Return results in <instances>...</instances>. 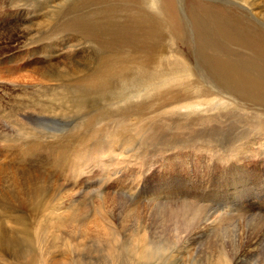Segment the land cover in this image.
<instances>
[{"label": "rangeland", "instance_id": "obj_1", "mask_svg": "<svg viewBox=\"0 0 264 264\" xmlns=\"http://www.w3.org/2000/svg\"><path fill=\"white\" fill-rule=\"evenodd\" d=\"M155 1L0 0V264H264V0Z\"/></svg>", "mask_w": 264, "mask_h": 264}, {"label": "bare ground", "instance_id": "obj_2", "mask_svg": "<svg viewBox=\"0 0 264 264\" xmlns=\"http://www.w3.org/2000/svg\"><path fill=\"white\" fill-rule=\"evenodd\" d=\"M76 1V0H75ZM78 1V0H77ZM150 4L152 5V6H158V7H162V5L160 4V3H158V2H156L155 0H150ZM86 7V6H85ZM79 8V7H78ZM162 9V8H161ZM77 15V14H76ZM76 15H75V17H76ZM264 15V14H263ZM86 16H88V15H86ZM260 16H261V14H260ZM85 17V16H84ZM100 17V16H99ZM201 18V17H200ZM264 19V18H263ZM81 20V19H80ZM40 22V21H39ZM84 24V23H83ZM40 25V24H39ZM89 25V24H88ZM28 26V25H27ZM38 26V25H37ZM84 28H86V27H84ZM18 31H20V30H18ZM38 32V31H37ZM36 32V33H37ZM85 32V31H84ZM12 33V32H11ZM21 33V32H20ZM41 33V32H40ZM32 34V33H31ZM13 35V34H12ZM32 36H34V35H32ZM83 36V35H82ZM87 37H90V36H88V34H87ZM92 37H95V36H92ZM14 38V37H13ZM7 39V38H6ZM31 39H32V37H31ZM91 40V37H90V39H89V41ZM123 41V40H122ZM91 42H92V40H91ZM90 43V42H89ZM78 44V43H77ZM82 45V44H81ZM89 51V50H88ZM76 53V52H75ZM133 53V52H132ZM116 54V53H115ZM88 56V55H87ZM86 59V58H85ZM115 62V61H114ZM90 63V62H89ZM116 63V62H115ZM223 63V62H222ZM221 63V64H222ZM117 64V63H116ZM220 64V63H219ZM114 65V64H113ZM225 65V64H224ZM89 66V65H88ZM139 68V67H138ZM140 68H142V67H140ZM235 68H234V66H233V64L231 63H228V64H226L225 66H224V68H222V67H214L213 68V73L215 74V73H217V74H219V76H222V77H225V76H230L231 74H232V72L234 71H237V70H234ZM139 71H140V69H139ZM142 71H144V70H142ZM32 73V72H31ZM109 73V72H108ZM216 75V74H215ZM237 75V74H236ZM104 76H106V75H104ZM139 77V76H138ZM91 78V77H90ZM96 79V78H95ZM102 79V78H101ZM107 79H105V81H106ZM263 80V79H262ZM91 81V80H90ZM92 81H93V79H92ZM95 81V80H94ZM93 81V82H94ZM233 81H235L240 87H242L243 85H257L258 87H260V88H262V89H264V82L263 81H261L260 79H258V78H256V77H251V76H247V75H245L244 73L243 74H240V75H238ZM96 82H97V79H96ZM148 82V81H147ZM228 82V81H227ZM146 83V82H145ZM235 83V84H236ZM102 84V83H101ZM104 84V83H103ZM215 84V83H214ZM96 85V84H95ZM159 85V84H158ZM213 85V84H212ZM222 85V84H221ZM104 86H105V84H104ZM223 86V85H222ZM99 87V86H98ZM212 87V86H211ZM225 89H227V88H225ZM241 89V88H240ZM237 86H235V85H232V91L230 92V93H232V94H234V93H237V94H239L240 96H243V94L242 93H240V90ZM221 91V90H220ZM226 91V90H225ZM221 93V92H220ZM247 94H252V93H247ZM235 95V94H234ZM217 96V95H216ZM213 100V99H212ZM262 108V107H261ZM27 125V124H26ZM25 125V126H26ZM21 129H22V127H21ZM256 154V153H255ZM11 176V175H10ZM9 176V177H10ZM26 177V176H25ZM14 181V180H13ZM30 181H31V179H30ZM29 182V181H28ZM35 183V182H34ZM40 183V182H39ZM28 185V184H27ZM32 187V186H31ZM36 187V186H35ZM43 187V186H42ZM66 187V186H65ZM41 188V187H40ZM30 190V189H29ZM33 190H35L34 189V187H33ZM80 191V190H79ZM41 194V193H40ZM42 195V194H41ZM34 196V195H33ZM16 198V197H15ZM155 198V197H154ZM37 199V198H36ZM33 202V201H32ZM30 203V202H29ZM90 203V202H89ZM193 203V202H192ZM32 204V203H31ZM45 204V203H44ZM195 204V203H194ZM184 205V204H183ZM186 205V204H185ZM184 205V206H185ZM190 205V204H189ZM188 205V206H189ZM200 205V204H199ZM194 206V205H193ZM203 206V205H202ZM137 208V207H136ZM167 208V207H166ZM209 207H207V209H208ZM134 210H135V208H134ZM138 210V209H137ZM167 210V209H166ZM171 211V210H170ZM80 212V211H79ZM135 212H136V210H135ZM172 212V211H171ZM175 212H177V211H175ZM174 212V214H172V215H174L173 217L175 218L176 216L177 217H180L181 216V218L183 219V218H186V217H188L189 216V213H192V212H196V211H193V208L192 207H185L184 208V210L182 211H179V212H177V213H175ZM136 214V213H135ZM140 214V213H139ZM138 214V215H139ZM209 214V213H208ZM217 214H218V212H217ZM221 214V213H220ZM66 216H68V214H65ZM137 214L135 215V216H138ZM164 215V214H163ZM176 215V216H175ZM199 215V214H198ZM200 215H203V214H200ZM219 215V214H218ZM131 216V215H130ZM210 216V215H209ZM208 216V217H209ZM64 217V216H63ZM139 217V216H138ZM176 217V218H177ZM65 218V217H64ZM68 218V217H67ZM137 218V217H136ZM135 218V220H137ZM175 218V219H176ZM193 218L195 219V216H193ZM71 219V218H70ZM132 219V218H131ZM142 219V218H141ZM172 219V218H171ZM170 219V220H171ZM192 219V218H191ZM207 219V218H206ZM56 220H58V219H56ZM65 220V219H64ZM133 220V219H132ZM139 220V219H138ZM161 220V219H160ZM196 220H198L197 218H196ZM59 221V220H58ZM62 221V220H61ZM69 221H72V220H69ZM257 221V220H256ZM140 222V221H139ZM171 222H174L173 220L171 221ZM197 222V221H196ZM195 222V223H196ZM211 222V221H210ZM218 222H219V220H218ZM70 223V222H69ZM182 223V222H181ZM199 223V222H198ZM138 225H139V223H137ZM177 224V223H176ZM257 224V223H256ZM188 225V224H187ZM179 226H181V224L179 225ZM179 226H177V229H179ZM184 226V225H183ZM186 226V225H185ZM192 226V225H191ZM199 226V225H198ZM207 227H208V225H206ZM12 227V226H11ZM147 228V227H146ZM214 228V227H213ZM221 228V227H220ZM176 229V230H177ZM207 229V228H206ZM257 229V228H256ZM208 230V229H207ZM213 230H215V229H213ZM228 230V229H227ZM263 230V229H262ZM138 231H139V229H138ZM141 231V230H140ZM143 231V230H142ZM210 231V230H209ZM178 232V231H177ZM218 232V231H217ZM233 232V231H232ZM143 233V232H142ZM144 234H146V232L144 233ZM178 234H179V232H178ZM215 234V233H214ZM147 235V234H146ZM138 236V235H137ZM139 237V240H140V236H138ZM146 237V236H145ZM148 237V236H147ZM117 238V237H116ZM115 238V239H116ZM177 238V237H176ZM112 240V239H111ZM158 240V239H157ZM179 240V239H178ZM146 241V240H145ZM176 241H177V239H176ZM200 241V240H199ZM140 242V241H139ZM162 242V241H161ZM11 244H12V246L11 247H15V249L14 250H16V252H18L16 255H17V258H19V256H20V258H22L21 260V263L20 264H55L54 263V257H56L57 255H56V253H54V252H46V250H42L41 251V255H42V257L41 256H39L37 253H35V254H33L32 252H34L33 250H27V249H25L24 247L22 248V247H19V245L17 246L16 245V242L15 241H12L11 242ZM190 244V243H189ZM205 244V243H204ZM6 246H8V245H6ZM10 246V245H9ZM107 246V245H106ZM108 246H110V244L108 245ZM32 251V252H31ZM110 255H112V258H111V260H116L117 259V254L114 256V252H113V250L110 248L108 251H107ZM131 254L135 257V260H139V261H143V262H146V261H148V259L149 258H151V257H153V256H160V257H163L164 258V261H162L163 263L162 264H167L165 261H167L168 260V246H166L165 247V245H156V246H150L149 244H145V243H142L141 245H138V246H133L132 245V247H131ZM15 255V256H16ZM107 255V254H106ZM85 256V255H84ZM108 256V255H107ZM10 257H12V256H10ZM81 258H83V257H81ZM241 258V257H240ZM0 259H1V262L2 261H7V259L5 258V256H0ZM16 259V258H15ZM57 259V258H56ZM191 259V258H190ZM16 261H18V260H16ZM55 262H56V260H55ZM116 262V261H115ZM8 263V262H7ZM15 263V262H14ZM86 262H84V261H82V260H80V259H78V261H76V259H75V261H73L71 264H85ZM13 264V263H12ZM16 264H18V262H16ZM57 264V263H56ZM128 264H134V261H132V262H128ZM141 264V263H140ZM196 264H198V263H196Z\"/></svg>", "mask_w": 264, "mask_h": 264}]
</instances>
